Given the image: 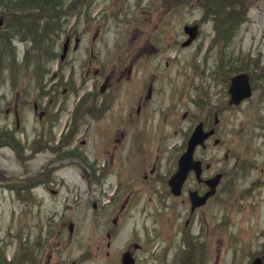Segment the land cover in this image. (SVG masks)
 Instances as JSON below:
<instances>
[{
  "label": "rangeland",
  "instance_id": "1",
  "mask_svg": "<svg viewBox=\"0 0 264 264\" xmlns=\"http://www.w3.org/2000/svg\"><path fill=\"white\" fill-rule=\"evenodd\" d=\"M59 3L61 6L52 15L55 20L51 21L56 31L48 36L52 43L42 39V48L32 49L31 60L22 62L26 47L24 42H18L15 51L9 49L11 55L3 50L0 59L6 66L0 72V128L5 126L0 129V264H113L105 262V251L113 256L116 250H133L134 243L139 244L134 249L137 264H247L261 254L264 185L249 186V178L258 175L246 176V163L249 159L264 160V0H248L244 19L231 35H215L212 12L207 11L203 18L204 11L197 0ZM47 21L43 16L40 24ZM193 22L199 24L197 37L182 44L186 39L183 25ZM69 34L70 49L58 67L62 42ZM131 41L144 49L148 43L156 49L154 55L142 60L153 65L159 62L153 70L154 102L165 106L171 97L173 116L181 117L182 112L184 116L187 111L181 124H186L188 131L195 120L204 116L212 123L217 111L219 125L226 129L219 153L228 150L236 160V187L219 191L202 213L194 216L185 236L176 226L171 227V221L173 217L174 222L180 220V229L184 217L177 215L181 211L185 216L189 205L176 201L171 212L159 199L163 192L155 191L156 179L186 150L179 154V136L158 157L148 162L146 158L135 161L140 170L137 176L128 178L125 148H121L123 165L112 148L116 137L112 133L119 129L115 121L108 114L100 117L87 103L77 101L90 80L77 89L73 73L82 74L89 57L93 64L100 62L106 70L116 64L113 60L119 61L118 57H123L125 63L131 61ZM51 44L56 55L46 64L43 47ZM90 47L94 56L90 55ZM175 47L179 50L176 54ZM55 71L68 77L76 91L64 97L62 110L60 104L49 105L54 114L47 120L41 117V106L37 110L33 103L44 106L53 98L47 83ZM135 72L138 80L143 78L140 67ZM238 73L248 75L251 92L242 101L234 102L227 99V88L230 78ZM74 106L76 123H71ZM111 121V143L105 147L104 128ZM140 130L149 134L148 127ZM247 136H253L256 148L248 158ZM144 148L149 145L140 143L142 158ZM211 153H215L212 148L203 157L207 159ZM237 166L242 171H237ZM37 176L41 187L20 192L24 184H38ZM42 187L57 192H46ZM96 251L99 261L89 258Z\"/></svg>",
  "mask_w": 264,
  "mask_h": 264
},
{
  "label": "flooded vegetation",
  "instance_id": "2",
  "mask_svg": "<svg viewBox=\"0 0 264 264\" xmlns=\"http://www.w3.org/2000/svg\"><path fill=\"white\" fill-rule=\"evenodd\" d=\"M66 38L70 39V34L66 35ZM129 44L130 47L133 48V54L128 55L132 58L131 61L125 63L123 57H118L119 61L113 60L116 64L106 70L100 62L93 64L92 58L89 57L86 62V69H83V73H73V76L71 77L75 76V85L77 89H82L87 80H90L88 89H83V91H81L77 101L81 100L82 103H87L94 111L99 112L100 117L108 114L109 116H106L110 118V120L115 121V127H118L119 129H117V133H112L116 134V137L114 138L115 144L112 146L113 150L115 149L114 156L116 155L118 156V159H121L119 161L121 165L125 164V161L121 156V148H123L122 150L125 148L130 168L128 178L129 176L130 178H134L140 170L136 165H134L135 161L146 158L145 162H148L152 158L158 157L164 148L173 144L172 139H175L178 136L180 143L182 144L181 149H179V154H181L187 147L190 130L188 131V126L186 124H181V117H185L187 111L184 116L183 112L181 117L176 114L173 116L174 113L170 106L171 97L165 106L154 102L156 89L152 81L155 77L153 70L159 66V62H156L153 65L148 62H143L142 60L154 55L156 52L155 47L149 46L148 43L147 49H144L142 46H139L136 41H131ZM68 46L69 44L66 48V55L70 49ZM73 47L75 48L74 45ZM89 51L90 55H95L92 47H90ZM178 52L179 50L175 47V54ZM87 55H89L88 52ZM94 60H97V58ZM60 62L61 61H58L59 65ZM139 67L144 71V75L142 76L143 78L140 80L137 78L138 72H135V70L138 71ZM82 68L83 67L78 68V70ZM64 77V75L55 71L52 74L51 80L47 83V86L51 88L50 91L54 93L53 98H50V100L46 103L44 102V106L34 101V108L38 110L39 105L41 106L40 113L42 118H46L48 120L50 114H54L49 105L52 107V104H60L62 105L60 108L62 110L63 106L66 104V99L64 97H69L72 91H76L74 89L75 85L72 88V81L68 80V77ZM77 77H79V80H77ZM82 80H84V82H82ZM66 84H69V86ZM60 87L62 92H59ZM59 93L61 96H57ZM227 96V99H229V93ZM204 99L205 97L203 96V99L200 100L201 104L204 102ZM76 112L77 107L74 106L72 111H70L71 123H76L74 122V118L77 116ZM84 114L88 115V113ZM215 114L217 116V111H214V119L212 123H209L208 118H205V116L197 121L202 123L204 130L212 131L204 139L203 143L197 145L193 150V159L200 161V164L197 167L198 169H189L185 178L179 185L178 191H172L170 178L177 167L178 156L174 160L175 164L171 166L168 165L160 177H158L155 181V183L158 184V188H155V191L163 192L164 196L162 194L159 199L164 200L165 207H167L169 211L173 212V205L176 201L180 204L187 202L189 205L187 214L183 213L184 215L186 214L185 216L181 215V211H179V215H177L180 219L184 217L183 225L180 229L178 227L180 220L178 222H174L173 217L171 221V227L176 226V230H182L181 236H185L187 234L185 229L191 226L194 216H198L202 213V210L206 208L210 201L212 202V199L219 191L227 192L236 187L237 175L234 169L236 160L233 159L232 152H228V150L222 154L219 153L223 138V131L226 132V129H222V126L219 125L220 118L218 116L215 117ZM112 121L109 126H107V123V127L105 126L106 128H104L105 135L103 136V144L105 147H108L111 143L110 136L112 135ZM197 122L195 120V123ZM173 123L174 127H172ZM226 125L228 124L226 123ZM147 127L149 134L144 135L140 129ZM235 139L237 138L235 137ZM235 139L233 141H235ZM142 142L145 145H149V148H144L142 150L144 158H142V153H140L139 150L140 143ZM261 143L262 141L259 142V145ZM245 144L247 145L246 149L248 158V155L250 153L253 154L256 149L253 144V136L251 138L247 136ZM210 148H212L215 153H211L206 159L205 156L203 157V153L207 152ZM101 152L104 153V148ZM246 164L249 169L246 176L250 174L258 175V178L255 179L249 178V186L254 184L264 185V160L261 162H253L252 159H249ZM117 166L120 167L119 164ZM236 170L242 171V168L237 166ZM254 171H259V173ZM210 178H215L213 193L206 198L203 204L191 207L192 193H195L194 195L197 197L204 195V193L209 189L208 180ZM168 220H171V218H168ZM214 236L217 238L216 235ZM109 244L110 242L106 243V245ZM121 252H116L113 256H110L109 251L106 250L104 254L105 262H111L113 264L120 263ZM98 254V251H96L93 256L94 261L99 260ZM261 254H264V250Z\"/></svg>",
  "mask_w": 264,
  "mask_h": 264
},
{
  "label": "trees",
  "instance_id": "3",
  "mask_svg": "<svg viewBox=\"0 0 264 264\" xmlns=\"http://www.w3.org/2000/svg\"><path fill=\"white\" fill-rule=\"evenodd\" d=\"M199 1L201 8L203 9V18H205V14L208 12L211 13V18L213 16V20L215 23V32L216 35L227 33L231 35L232 31L238 27L239 23L244 19L246 10L248 8V0H197ZM61 0H0V14L3 15L4 20L5 16L8 15L10 11L13 9H30L37 8L41 11V14L48 18V21L41 26L43 28L38 31V29H30L27 28L25 31V35L21 37V34L15 30L8 29L6 24L0 30V35L4 38H8L11 41L7 42V46L12 45L10 42L18 41L19 38L24 39L26 43H31L32 46H39L42 39H49L48 37L51 33L56 31L51 28L53 27V22L55 18H52L54 14V10L61 6L59 3ZM221 19L218 22V20ZM34 24V23H32ZM20 36V37H19ZM11 37H15L16 40H13ZM19 37V38H18ZM230 37V36H229ZM54 39V38H53ZM53 41V40H52ZM43 42V41H42ZM4 46V47H5ZM2 47V48H4ZM1 49V48H0ZM31 48H28L29 50ZM53 49V45L51 44L48 48H45V58L48 60L52 57L51 50ZM3 51H0V56Z\"/></svg>",
  "mask_w": 264,
  "mask_h": 264
},
{
  "label": "water",
  "instance_id": "4",
  "mask_svg": "<svg viewBox=\"0 0 264 264\" xmlns=\"http://www.w3.org/2000/svg\"><path fill=\"white\" fill-rule=\"evenodd\" d=\"M2 19L0 18V23ZM184 31L188 33V37L182 44L189 43L196 35L197 25H184ZM229 93H230V100L237 102L244 96L249 95L250 87L248 83V77L245 73H238L231 77V84L229 86ZM202 131L200 129V125H197L194 130L192 131L190 138L188 140V147L185 152L180 156L178 159V167L176 172L174 173L173 177L178 179V184L185 176L187 169L190 168V160H191V152L194 145L197 142L202 140ZM124 264H133V262L129 259L127 254L124 255ZM252 264H260L259 257L255 258L252 261Z\"/></svg>",
  "mask_w": 264,
  "mask_h": 264
},
{
  "label": "bare ground",
  "instance_id": "5",
  "mask_svg": "<svg viewBox=\"0 0 264 264\" xmlns=\"http://www.w3.org/2000/svg\"><path fill=\"white\" fill-rule=\"evenodd\" d=\"M43 17V15L41 14V11L37 8H30V9H13L12 11H10L8 13V15L5 16V20L0 24V27H3L5 24H6V27L8 29H11V30H15L17 32H19L21 34V37L23 36H26L24 33L25 31L27 30V28H30L31 30L35 28L38 29V31L40 30V19ZM5 23V24H4ZM34 23V24H32ZM53 27H54V24H53ZM53 27L51 26V28L53 29ZM0 30H2V28H0ZM20 37V36H19ZM18 37V38H19ZM13 40H16L15 37H11ZM19 41H25L24 39H21L19 38L18 39ZM8 41H11L10 39L8 38H4L2 35H0V51H3V50H6L7 54L11 55L12 52L9 51V49L11 51H15V50H12V48L9 46H7V49L5 48H2L4 47L5 45H7V42ZM50 43H52V41L49 40ZM12 42H10L11 44ZM44 42H40L38 44H40L39 46L35 47V46H32L31 49L29 50H26L25 53L22 54L20 60H22V62L28 60L30 61L31 58V53H32V49H36V48H42V44ZM49 45H47L46 47L44 46L43 48H48ZM17 53V52H16ZM3 55V52L0 56V59ZM15 58H18V57H15ZM6 66L3 64V63H0V72L2 70H5ZM10 70V68H9Z\"/></svg>",
  "mask_w": 264,
  "mask_h": 264
}]
</instances>
